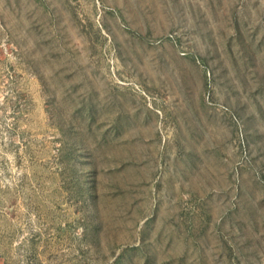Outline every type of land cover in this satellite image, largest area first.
Wrapping results in <instances>:
<instances>
[{
	"label": "rangeland",
	"instance_id": "374dc122",
	"mask_svg": "<svg viewBox=\"0 0 264 264\" xmlns=\"http://www.w3.org/2000/svg\"><path fill=\"white\" fill-rule=\"evenodd\" d=\"M0 264H264V0H0Z\"/></svg>",
	"mask_w": 264,
	"mask_h": 264
}]
</instances>
